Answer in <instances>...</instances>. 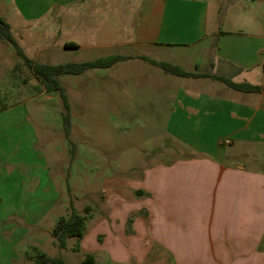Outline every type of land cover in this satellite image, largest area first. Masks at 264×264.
Instances as JSON below:
<instances>
[{
    "label": "crops",
    "instance_id": "obj_1",
    "mask_svg": "<svg viewBox=\"0 0 264 264\" xmlns=\"http://www.w3.org/2000/svg\"><path fill=\"white\" fill-rule=\"evenodd\" d=\"M23 1L31 10L42 9L17 18V28L39 27L47 14L54 19L49 27L65 31L87 28L85 22L97 29L107 21L115 28L111 45L140 48L125 55L128 60L148 63L143 56L264 88V0ZM129 16V26L116 23ZM62 45L63 52L80 48L72 37L63 38ZM176 77L182 79L181 87L173 96L167 131L180 154L144 167L132 192L122 190L120 196L116 189L115 206H124L126 197L135 203L131 211L143 216L112 221L110 257L135 261L130 246L139 245L145 255L140 246L147 245L171 264H264V94L237 91L209 77ZM2 135L5 140V131ZM20 156L14 165L22 168L25 159ZM242 156L256 166L242 162ZM6 158L2 153L3 185L15 171L8 169L12 159ZM87 221L86 216L80 243L89 230L87 242L101 232L99 221L89 230Z\"/></svg>",
    "mask_w": 264,
    "mask_h": 264
},
{
    "label": "rangeland",
    "instance_id": "obj_2",
    "mask_svg": "<svg viewBox=\"0 0 264 264\" xmlns=\"http://www.w3.org/2000/svg\"><path fill=\"white\" fill-rule=\"evenodd\" d=\"M31 8L23 0H0V17L10 24L26 56L37 62H80L140 50L111 45L116 38L110 32L115 28L107 21L97 29L90 25L93 22H85L87 28L65 31L63 26L49 27L54 19L47 14L39 27L17 28V18L42 9ZM224 8L221 5L222 16ZM116 23L124 28L132 23V17ZM34 27L41 32L39 36ZM69 37L80 48L63 52L62 39ZM17 65L19 69L15 68ZM57 79L69 104V137L62 126L64 107L59 95L46 93L43 83L22 64L14 47L0 40V157L3 153L5 158L12 159L13 165L10 163L8 169L15 168L5 185L0 182V264H29L24 258L32 263L36 252L60 257L67 264H79L88 252L94 254L96 264H171L159 250L151 252L147 245L140 246L146 248L145 255L139 245L130 246L135 261L112 260L107 237L112 221L121 219L127 223L128 218L133 222L143 216L131 211L135 203L129 204L126 197L119 198L124 206H115L116 189L120 196L122 190L132 192V183L144 167L166 161L179 152L177 141L167 131V121L182 79L149 62L128 59L109 68L59 75ZM21 152L25 160L19 168L14 160L22 157ZM246 157L240 160L255 167L254 161ZM37 158L42 161L37 162ZM71 203L79 214L87 216V230L99 221L101 232L93 242L86 241L92 235L89 230L86 244L68 238L66 247L60 248L52 229L59 217L68 216ZM128 211L131 212L126 215ZM106 225L107 228L103 227Z\"/></svg>",
    "mask_w": 264,
    "mask_h": 264
},
{
    "label": "trees",
    "instance_id": "obj_3",
    "mask_svg": "<svg viewBox=\"0 0 264 264\" xmlns=\"http://www.w3.org/2000/svg\"><path fill=\"white\" fill-rule=\"evenodd\" d=\"M0 40L8 42L14 47L16 55L22 60V64L25 65L29 71L35 76L37 80L43 83V87L46 93H56L59 95L64 111L61 113L62 126L65 131V135L69 137L71 119L69 113V104L65 90L60 84L57 76L69 74L78 75L89 69L96 68H108L118 61L127 59V57L119 54H111L107 56L98 57L93 60H86L80 62H65L58 64L42 63L32 60L27 57L23 49L19 46L17 40L14 38L10 25L0 17ZM141 59L149 62L152 65L158 66L164 72L169 73L178 77H209L214 80L220 81L228 87L248 93H259L264 94V88L262 89L259 85H253L246 82L236 83L231 79L214 74L200 73L196 71H186L176 64H172L164 61H156L147 57H141ZM19 69L18 65L15 67ZM74 157V148H72L71 159ZM68 184V182H67ZM86 215L79 214L74 205L70 204V212L68 216H61L56 222V225L52 229V235L56 239L57 245L60 248L66 247V241L68 238L80 239L84 233ZM33 264H67L60 257H50L44 253L36 252V255L32 259ZM79 264H96L95 256L93 253H85Z\"/></svg>",
    "mask_w": 264,
    "mask_h": 264
}]
</instances>
